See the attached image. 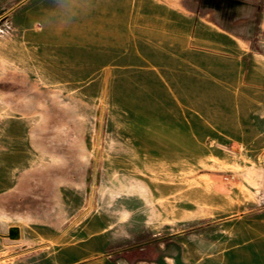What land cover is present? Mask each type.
I'll list each match as a JSON object with an SVG mask.
<instances>
[{"label": "rangeland", "instance_id": "obj_1", "mask_svg": "<svg viewBox=\"0 0 264 264\" xmlns=\"http://www.w3.org/2000/svg\"><path fill=\"white\" fill-rule=\"evenodd\" d=\"M0 264H264V0H0Z\"/></svg>", "mask_w": 264, "mask_h": 264}, {"label": "crops", "instance_id": "obj_2", "mask_svg": "<svg viewBox=\"0 0 264 264\" xmlns=\"http://www.w3.org/2000/svg\"><path fill=\"white\" fill-rule=\"evenodd\" d=\"M230 5H231V3H229ZM162 2L161 1H159L158 2V4H154V6H155V8H157L158 10H161L162 9ZM235 5V4H234ZM237 5V4H236ZM169 8H167V10H169V11H175V12H177L178 11V9H179V7H180V10H189L187 7H186V4L184 3V2H181V3H171L170 4V6H168ZM141 9H144V7H141ZM176 14V13H175ZM174 14V18H173V20L172 19H170L169 21H170V24L172 25V21H173V24L174 25H176L177 24V14L175 15ZM240 16V15H239ZM238 16V17H239ZM159 17H161L160 15H159ZM237 18V17H236ZM240 18H242V17H240ZM250 18L252 19V16H250ZM253 18H255L254 19V23H255V25H256V27H257V18H256V16H254ZM250 19V20H251ZM235 20V18H233V19H231V21H232V23H235L236 21H234ZM245 20H247V19H245ZM234 21V22H233ZM252 24L250 23V25H249V27L251 26ZM241 38V37H240ZM251 40V39H250ZM249 40V41H250Z\"/></svg>", "mask_w": 264, "mask_h": 264}, {"label": "water", "instance_id": "obj_3", "mask_svg": "<svg viewBox=\"0 0 264 264\" xmlns=\"http://www.w3.org/2000/svg\"><path fill=\"white\" fill-rule=\"evenodd\" d=\"M8 236L12 239H16L20 236V230L18 227H13L9 230Z\"/></svg>", "mask_w": 264, "mask_h": 264}]
</instances>
